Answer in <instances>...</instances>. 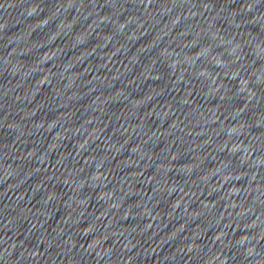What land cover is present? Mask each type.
<instances>
[{"label": "water", "instance_id": "1", "mask_svg": "<svg viewBox=\"0 0 264 264\" xmlns=\"http://www.w3.org/2000/svg\"><path fill=\"white\" fill-rule=\"evenodd\" d=\"M0 264H264V0H0Z\"/></svg>", "mask_w": 264, "mask_h": 264}]
</instances>
